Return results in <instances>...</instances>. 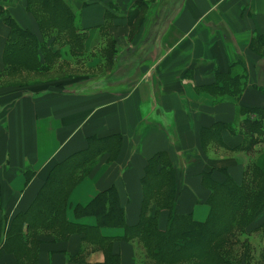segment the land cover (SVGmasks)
<instances>
[{
  "label": "crops",
  "instance_id": "obj_1",
  "mask_svg": "<svg viewBox=\"0 0 264 264\" xmlns=\"http://www.w3.org/2000/svg\"><path fill=\"white\" fill-rule=\"evenodd\" d=\"M33 1L0 0V79L9 72L7 19L44 40L39 16L49 8ZM59 1L87 61L112 52L110 72L76 86L66 77L0 81V264H137L141 244L126 228L141 222L152 158L166 154L176 171L175 213L203 223L209 181L241 184L248 154L263 150L264 0ZM55 30L54 60L71 62L73 40ZM251 120L262 132L250 131ZM91 149L90 162L68 166ZM111 191L116 205H100L113 221L105 224L90 208ZM158 219L165 230L169 212ZM263 222L264 213L254 227Z\"/></svg>",
  "mask_w": 264,
  "mask_h": 264
},
{
  "label": "trees",
  "instance_id": "obj_2",
  "mask_svg": "<svg viewBox=\"0 0 264 264\" xmlns=\"http://www.w3.org/2000/svg\"><path fill=\"white\" fill-rule=\"evenodd\" d=\"M44 1L49 8L50 17H47V23L50 22L51 27L44 26L41 21L43 33L57 29L58 33H68L67 35L74 40V37L78 36V29L73 23V15L59 0ZM34 3L36 2L31 0V4ZM7 22L11 28V38L5 53L7 70L11 67H20L28 71H45L39 69L41 63L49 59L48 54H43L45 53L42 48L44 42L41 44L42 42L33 34L19 28L12 19H7ZM39 54L44 57V62L41 61ZM250 123L252 132L260 130L262 132L264 129V127L261 129L258 120H251ZM247 142L249 147L257 143L253 140H247ZM100 150V147H96L93 152H100ZM91 152L75 155L70 159L73 160L68 166L76 168L90 162L95 156ZM67 172L59 181L70 178L71 170ZM208 184L211 190L208 201L211 212L205 222L197 223L191 215L175 213L174 202L178 193L176 171L166 154L157 155L149 161L143 179L144 203L141 222L137 227L126 228L127 239L136 238L147 251L148 260L142 264H238L228 259L225 249H218V246L220 244L232 246L233 242L228 238L237 239L236 236L241 234L258 232L264 239V222L259 227H254L258 217L264 213V159L259 158L247 167L241 184H237L230 177L222 183L209 181ZM107 202L112 207L116 205V195L113 191L100 196L90 209L95 211L100 219L107 217L110 213L101 210V204L105 205ZM154 206L159 211L147 219V211ZM164 210L169 212V222L167 228L161 230L158 218L159 213ZM100 221L105 224L113 222L102 219ZM259 261L264 262L263 254Z\"/></svg>",
  "mask_w": 264,
  "mask_h": 264
},
{
  "label": "rangeland",
  "instance_id": "obj_3",
  "mask_svg": "<svg viewBox=\"0 0 264 264\" xmlns=\"http://www.w3.org/2000/svg\"><path fill=\"white\" fill-rule=\"evenodd\" d=\"M47 17H48L47 15L42 13L39 16V21L41 19L43 25L44 26L46 25V27L49 28L51 27L50 26L51 23L50 22L47 23ZM73 23L76 24L75 20H73ZM51 30H49V32ZM55 31L54 33H57V38L61 40L60 35L58 33L59 30L58 31L55 30ZM47 34L48 32H46L44 36V41H43L44 44L43 42L41 44H43L42 48L43 50H45V53L43 54H48L49 59H45V63H41L42 65H40L41 67H39V69L40 70L44 69L45 71L43 72H50V73L49 74L48 73H35L36 70L28 71L20 67H11L8 74L6 75V78L3 77L2 79H0L2 84L23 85V84H27L33 81H38V82H42L45 84L46 83L51 84L50 80L54 81V79H56L57 77H59L58 79H62L63 77H66L69 81H71L76 86V85L83 84L89 80H96L98 76H104L108 72H110L111 66L109 65V63H111V60L113 58L112 52L109 53L106 50L105 53L107 55H105V61L101 62L100 64L97 63L98 65H95L93 63L98 57L97 54H95L96 52L94 53L90 52L89 61H87L85 47L83 46L84 40L82 39L81 33L78 34L77 37H74L73 45L71 46V53L73 56V60H71V62L55 61L54 57L51 56L54 54L53 52L54 46L51 47L50 45H48ZM109 50H111V46L109 47ZM48 51L50 53H48ZM58 53L59 52H57L56 54L58 55ZM39 57L41 58L40 54H39ZM41 59H44V57H42ZM61 74L65 76H59ZM112 79H113L112 77L105 79L106 80L105 83L107 84L110 83ZM52 84H54V82H52ZM259 151L261 153L260 152L257 153L256 151L255 154L253 153L248 154L249 157L247 156V158L249 160V165L254 163L259 158L264 159V147H263V150H259ZM157 211L159 210L155 206L150 208L146 213L147 219L150 217H153L154 213ZM210 212H211V208H210ZM227 215H228V212H227ZM196 222L201 223L198 221ZM236 237L237 239L228 238V240L233 242L232 246L229 244H228L229 246L225 244L224 245L220 244V246H218V249H225L228 259L234 262H238V264L240 263L248 264V262L249 264H264V262L262 263L259 261L261 255L259 256L258 254L259 249H262L263 244H264V239H262L261 233L257 232L253 234H241ZM236 242H239V243L236 244ZM138 248H139L138 249L139 258H138L137 264H142V262L144 263L145 261L148 260L147 254H146L147 251L142 247V245H139Z\"/></svg>",
  "mask_w": 264,
  "mask_h": 264
}]
</instances>
